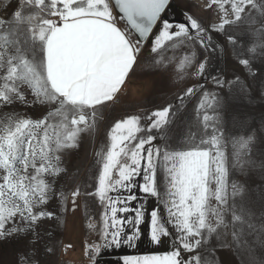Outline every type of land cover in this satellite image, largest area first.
<instances>
[{"label":"snow or ice","instance_id":"obj_1","mask_svg":"<svg viewBox=\"0 0 264 264\" xmlns=\"http://www.w3.org/2000/svg\"><path fill=\"white\" fill-rule=\"evenodd\" d=\"M170 3L171 0H114L119 19L114 15L110 0H50L47 5L45 0H25L26 5L34 6L39 12L25 15L15 11L12 34L15 35L21 25H29L31 40L42 45L43 60L38 61L34 52L29 59L19 39L9 41L5 37V43L0 45V71L4 72L2 78L5 81L0 88V101L5 104H12L14 100L26 102L21 88L27 86L39 103L58 104L59 107L43 119L8 117L7 123L0 127V238L27 231L40 218L53 216L50 211H35L48 202L51 186L44 175L61 171L54 163L60 160L57 153L75 147L79 134L91 127L85 109L91 110V116L95 117L98 106L116 100L138 62L141 45L150 36L154 35L150 42L153 53L166 42L198 41L207 49L210 37L197 19L189 15L188 23L174 24L166 18ZM211 3H217V0H211ZM224 3L231 4L235 20L228 18ZM220 6L224 12L216 29L220 32L226 25L241 20L247 6L264 12L256 0H222ZM45 11L59 17V22L41 17L40 13ZM120 21L124 22L123 27L118 26ZM4 24L5 21L0 20V27ZM133 33L139 38L134 39ZM228 39L232 44L238 43L232 36ZM248 51L255 57L264 51V45H254ZM196 58L193 51L190 57L184 58L181 67L191 66ZM238 62L251 76H256L251 58H241ZM206 66V60L199 63L197 76L205 73ZM212 80L217 87L227 86L231 90L239 85L241 91H250L239 76L231 81L213 76ZM194 91L189 87L185 95H193ZM220 104L221 99L216 93L204 92L199 109ZM171 109L169 105L153 111L148 117L151 123L147 129L141 126L139 115L119 119L111 128V144L103 156L94 193L105 205V211L99 242L87 246L92 264H98L101 254L108 249L137 247L142 239L140 226L145 222L149 196L163 205L167 222L175 228L177 235L172 240L173 234L165 226L159 208H154L150 212L147 239L154 246L168 240L173 245L178 242L180 247L173 246L172 250L162 253L126 255L121 257L122 264H202L200 256L185 258L181 249L193 252L213 235L222 239L218 228L224 224L229 200L243 193V189L235 184L229 191V169L222 150L223 134H213L210 139L186 150L174 151L155 146L153 135L138 136V133L163 129L169 123ZM54 116L61 118L59 123L49 122L48 117ZM213 120L219 123L221 117L203 116L205 127ZM216 131L218 129H214V133ZM255 140L253 134L236 141L244 150V156L250 155V145ZM158 163L162 164L166 178L163 193L157 185ZM246 163L253 168H264V163L258 164L254 160ZM138 178L142 181L139 185ZM137 186L145 199L132 207V202L138 200L134 192ZM76 195L78 193H73V197ZM213 200L215 206L211 204ZM210 215L215 219V226ZM17 218L24 227L6 230L5 226L15 224ZM234 219L240 221L242 218L234 214ZM203 264L216 262L208 260ZM248 264H255V260H249Z\"/></svg>","mask_w":264,"mask_h":264},{"label":"rangeland","instance_id":"obj_2","mask_svg":"<svg viewBox=\"0 0 264 264\" xmlns=\"http://www.w3.org/2000/svg\"><path fill=\"white\" fill-rule=\"evenodd\" d=\"M221 2L173 1L166 12V18L174 24L188 23L189 15L197 19L207 30L209 46L206 49L198 41L186 44L166 42L163 48L153 53L150 42L154 40V35L147 44L141 45L138 62L116 100L98 106L95 117L91 116V110L85 109L91 127L79 134L75 147L64 148L57 153L60 160L54 163L61 171L44 175L51 186L49 198L46 204L38 206L35 211H50L53 216L40 218L27 231L0 238V264H92L87 246L99 242L105 211V205L94 193L102 170L103 156L111 144V128L119 119L139 115L142 117L141 126L147 129L151 123L148 119L151 113L169 105L172 106L169 123L161 130L153 129L151 133L142 132L138 136L153 135L156 137L153 141L155 146L174 151L186 150L210 139L213 134L222 133V150L229 169V191H232V184L243 189L242 195L229 200L224 224L218 228L222 239L218 240L213 235L206 244L193 252L181 249L182 255L185 258L198 255L202 264L208 260H214L216 264H248L249 260H255V264H264V168H253L246 163L247 160L264 163V51L255 57H251L248 51L254 45H264V12L247 6L241 20L226 25L224 31L220 32L216 29L224 16ZM256 2L264 9V0ZM45 4H50V0H45ZM224 8L228 10V18L235 20L231 4L224 3ZM15 11L27 15L39 12V9L26 5L25 0H0V20L5 21L4 26L0 27V45L5 43V37L9 41L19 39L29 59L34 52L35 58L42 61V45L31 40L29 25H21L16 34H12ZM40 15L59 22V17L51 16L47 11ZM192 34L195 35L194 32ZM229 36L234 37L238 43H230ZM193 51L197 54L196 61L182 68L181 62L186 56L190 57ZM241 58L253 60L252 68L257 73L255 77L238 62ZM205 60L206 71L202 76H197L198 65ZM3 75L4 72L0 71V88L5 83ZM213 76L225 81L239 76L250 91H241L239 85L233 86L231 90L227 86L217 87L212 80ZM189 87L195 91L193 95L186 96ZM21 91L26 102L14 100L12 104H5L0 101V127L7 123L8 117L43 119L59 107L58 104L39 103L32 89L27 86L22 87ZM204 92L216 93L221 104L199 109ZM205 114L219 115L221 120L219 123L209 121L208 127H205ZM48 120L55 124L61 118L54 116L48 117ZM214 129L218 131L214 133ZM253 134L256 140L250 145V155L244 156V150L240 149L236 141ZM29 171L32 172L31 169ZM156 179L163 193L166 178L161 163L157 165ZM140 182L138 178L137 185ZM134 192L138 200L132 202V207L145 199V194L139 191L138 186ZM73 193L78 195L73 197ZM211 204L215 206L216 202L213 200ZM154 208H159V214L173 234L172 240H175L176 230L168 224L163 205L149 196L145 222L140 226L142 239L137 247L108 249L101 254L98 264H122L121 257L126 255L162 253L172 250L173 246L180 247L178 242L173 245L168 240L160 246L149 242L150 212ZM234 214L240 215L242 219L235 220ZM209 219L215 226V219L211 215ZM14 226L23 228L24 224L17 218L15 224L9 223L5 227L8 230Z\"/></svg>","mask_w":264,"mask_h":264},{"label":"water","instance_id":"obj_3","mask_svg":"<svg viewBox=\"0 0 264 264\" xmlns=\"http://www.w3.org/2000/svg\"><path fill=\"white\" fill-rule=\"evenodd\" d=\"M173 1H174V0H171V3L169 4V6H168L166 12L168 11L169 7L173 4ZM110 3H112V5H113V12H114V15H116V16H117V19H119L120 13H119L118 8L115 7L114 0H110ZM121 22H123V21H121ZM123 23H124V22H123ZM133 34H134L137 38H139L137 34H135V33H133ZM151 37H152V36H150V37H149V40H148V41H145L144 44H147V42H149V41L152 39Z\"/></svg>","mask_w":264,"mask_h":264},{"label":"trees","instance_id":"obj_4","mask_svg":"<svg viewBox=\"0 0 264 264\" xmlns=\"http://www.w3.org/2000/svg\"><path fill=\"white\" fill-rule=\"evenodd\" d=\"M121 24L124 25L123 22H121ZM133 38H134V39H138L134 34H133Z\"/></svg>","mask_w":264,"mask_h":264},{"label":"crops","instance_id":"obj_5","mask_svg":"<svg viewBox=\"0 0 264 264\" xmlns=\"http://www.w3.org/2000/svg\"><path fill=\"white\" fill-rule=\"evenodd\" d=\"M118 26L123 27V25L119 22Z\"/></svg>","mask_w":264,"mask_h":264}]
</instances>
